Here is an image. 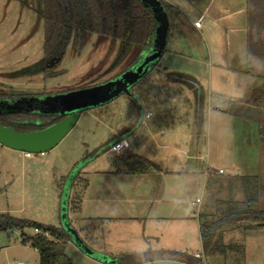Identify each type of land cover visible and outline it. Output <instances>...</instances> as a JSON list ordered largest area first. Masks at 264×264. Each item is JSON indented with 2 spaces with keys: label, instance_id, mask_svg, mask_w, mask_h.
I'll use <instances>...</instances> for the list:
<instances>
[{
  "label": "rangeland",
  "instance_id": "1",
  "mask_svg": "<svg viewBox=\"0 0 264 264\" xmlns=\"http://www.w3.org/2000/svg\"><path fill=\"white\" fill-rule=\"evenodd\" d=\"M39 7L40 0H0L1 93L31 98L76 90L119 74L139 57L142 50L139 44H133L125 52L121 40L89 34L82 50H77L72 42L69 44L58 66L28 71L44 57L45 28ZM236 35L240 36V42L229 39L216 45L207 44L199 36L184 39L182 47L188 54L179 58L177 68L197 69L201 75L199 81L209 89V68L213 66L216 79L217 56L231 63V56L244 50L245 39L241 42V35ZM207 45L211 51L217 50L218 45L217 52L209 55ZM194 54L211 64L192 61L190 57ZM169 56L172 55L165 53L160 67L151 72L149 79L154 92L171 89L169 101L176 111L169 115V126L163 132L139 128L129 139L137 154L149 156L165 170L180 171L162 174V190L158 189L154 175L136 183L134 180L140 176L121 175L114 164L118 152L109 149V142L120 131L133 129L138 122L131 113L129 97L122 94L84 111L75 127L48 152L28 156L25 151L0 143V213L64 226L65 187L70 178L73 182L83 178L88 181L83 209L77 214L69 203L68 219L88 245L107 254L110 260L95 259L75 243L67 247L75 264H128L145 260H151L149 264H169L159 261L160 257L169 255L165 248L197 249L204 219L217 218L226 201L244 199L241 176H262L260 207L264 209V142L260 140L258 123L243 117L231 120L227 113L221 112L228 101L216 92L217 97L210 104L205 99L206 92L201 99L193 83L179 79L176 70H166ZM171 63L175 66V61ZM56 72H59L57 76H49ZM257 73L260 79L247 92L246 99L255 101L253 110L264 112V75ZM230 87L234 93L242 91L238 90L240 84L225 88ZM158 111L155 110V116ZM210 164L217 169L223 167L226 173L207 177L205 171ZM74 186L69 198L74 196ZM162 197L166 202L160 201ZM198 197L203 199L201 204L197 203ZM93 217H107V220L102 226H92ZM234 230L242 232L236 241L244 246V229L222 226L219 231L226 235ZM16 236L20 234L0 235V264H16L15 259L40 264V253L34 248L4 249L14 244ZM186 237H190L189 241ZM223 242L226 243L225 238ZM152 245L154 250L144 251ZM187 253L184 254L189 256Z\"/></svg>",
  "mask_w": 264,
  "mask_h": 264
},
{
  "label": "trees",
  "instance_id": "2",
  "mask_svg": "<svg viewBox=\"0 0 264 264\" xmlns=\"http://www.w3.org/2000/svg\"><path fill=\"white\" fill-rule=\"evenodd\" d=\"M161 3L168 14L174 12L172 6L163 1ZM38 12L44 21L45 58L55 63L53 67L60 64L71 42L77 50H82L89 34L121 40L125 52L133 44H139L142 50L153 45L156 19L152 10L142 0H40ZM248 14V55L252 64L264 66V0H248ZM58 74L59 72L51 73L49 76L55 77ZM145 83L146 77L134 86L133 95L129 97L136 105L138 102H143L147 106H152L154 102L150 89L145 87ZM20 96L0 92V100H11ZM157 110L159 111L155 122L163 114L160 109ZM229 111L238 117L257 122L260 140L264 142V112L262 110L256 112L249 106L231 105ZM254 112L256 113L253 114ZM38 119H42L44 123L38 124ZM61 119L53 115L19 111L0 114V123L26 132L45 128ZM115 164L117 167L124 165L127 171L132 173L161 171V168L153 161L130 151L117 155ZM240 178L244 199L226 201L227 205L219 211V216L212 220L204 219L201 226L204 253L213 255L233 249L239 254L234 264H245V248L243 245L225 244L223 232L219 231L221 227L244 230L264 227V209L260 207L262 176L248 174ZM73 186L75 187L74 196L69 198V203L73 211L78 214L82 211V201L84 192L88 188V181L80 178L79 181L72 182L71 187ZM200 216L205 217L202 214ZM104 222L105 220L100 218L91 219L92 226H102ZM36 228L39 232L35 231ZM2 233L9 235L19 233L23 243L39 251L40 264H75L67 253V245L73 241V236L64 226L44 224L3 212L0 213V235Z\"/></svg>",
  "mask_w": 264,
  "mask_h": 264
},
{
  "label": "crops",
  "instance_id": "3",
  "mask_svg": "<svg viewBox=\"0 0 264 264\" xmlns=\"http://www.w3.org/2000/svg\"><path fill=\"white\" fill-rule=\"evenodd\" d=\"M160 1H163L164 3L172 6V9L174 11L173 13L169 14L170 32L168 35V42L164 55L165 53H169V55L172 56L171 57L169 56V67H166V70L167 69H169V71L176 70V74L177 75L179 74L180 76L179 79H184L188 82L193 83L196 88V91L198 90V93L201 95V99H203L202 95L206 92L205 99L207 100L208 104H210V102H212L214 97L216 96V94H214L215 92L217 93V96L218 95L220 96V98L225 97L226 98L225 100L228 101V106H226L225 109L223 110H221V108L219 107L218 110H221V112L223 111V113H227L230 116L231 120L233 118L238 117L229 111V107L231 105L253 107L255 101L254 102L247 101L246 99L247 92L251 90V88L254 85H256V83L260 79L257 71L261 72L262 75H264V66L254 63L255 67H253L248 55V34H249L248 0H160ZM198 19L202 20V25L200 27L196 26L195 24L196 20ZM236 34L241 35V42L242 40L245 39V41H243L242 43L244 50H241V52H239L238 55L231 56L230 58L231 63H229V61H224L223 59L225 58L222 57L220 58V56H217L218 57L216 64L218 66L217 67L218 69L216 71L217 77L215 79V74H214L215 70L213 69L212 66L211 69L209 68V78H210L209 89L204 88L201 82L199 81L201 75L199 73L200 71H198L197 69L177 68L178 64L180 63L179 58L184 57L185 55L188 54L182 47L183 46L182 41L184 39L192 36L193 37L199 36L201 39L205 40L207 44H209V42H212L214 43V45H216L217 43L224 41L229 42V39H231L234 42H240V36H237ZM245 42H246V46L244 47ZM170 44L172 46H170ZM207 47H208L209 55H213L215 53L214 51L217 52L218 50V45H217V50L214 51H211L209 45H207ZM164 55H162L161 59L157 62V64L146 76L147 82L145 83V87L150 89L151 98L154 104L152 106L150 105L147 106L143 102L142 103L138 102L136 105L132 101V99L129 96H127L129 97L130 100L131 113L135 119L137 118L138 121L137 125L133 129L124 130L122 133L120 131L112 139L120 138V137H127L130 139V134L132 133L135 134L136 132H138L139 128H143V127L152 128L155 132H163L164 128L166 126L167 127L169 126V115L174 110L176 111V108L169 101L171 89L169 88L165 90H159L158 92H154L153 86L149 81L151 72L154 69H158L160 67L159 65H161V60ZM195 55L196 54L190 57L192 61L196 63L211 64L210 61L208 60L206 61V59ZM172 61H175V66H173V64L171 63ZM236 83L241 85V88H238V90L239 91L242 90L241 91L242 95H240L241 93H234V91H232L233 90L232 87L225 88L227 85L229 86V84L235 85ZM156 108L160 109L161 112H163L162 116L157 122L154 121V117L156 118L155 116V110H157ZM142 109H144L145 115L141 120ZM149 112H151V115H148ZM165 121L167 123H165ZM248 121L251 122L252 120H248ZM136 145L140 147V143H136ZM127 151H130L138 156H141L135 152L132 143L131 146L128 149L124 150L123 152H127ZM120 153L121 152L117 153V155H119ZM115 157L113 160L114 164H115ZM145 158L152 161V159H149L150 158L149 156ZM210 165L213 166L212 164ZM158 166L160 167V165ZM160 168H161L160 172L132 173V172H128L127 168L124 165H121L120 167L119 166L117 167V171L121 175H124V173H128L130 175H134L135 177L140 176L137 180L136 179L134 180L136 183L140 182L142 179H147L143 177L154 175L153 177L157 178L156 185L157 187H159L158 189L162 190L161 181H160L162 174L165 175V174H169L170 172L174 173L180 171H177L175 169L165 170L162 167ZM219 168L224 169L223 167H219ZM225 173H226V169H224V172L221 174H225ZM206 176L209 177L212 175H207L206 173ZM120 193L123 198H126L123 191H121ZM160 201L164 203L166 202V199L162 197ZM202 202L203 199L201 203ZM82 209H83V201H82ZM159 210L160 209H158L157 207V211ZM162 216L163 215L161 214L158 215L159 218H162ZM129 217H131V215H128V218ZM97 218L107 220L106 219L107 217H93L91 219H97ZM243 231H245V239H246L244 243L245 264H264V227L251 228ZM240 233H242L240 232V230L226 232V235H223L225 236L224 238L226 240V243L225 242L224 243L227 245H236V244L240 245V243L236 241V240H240L239 239ZM17 234L19 235V233ZM11 236L13 235H9V237ZM15 239L16 240L14 244L7 245V247L4 249L12 248V249L20 250L22 248L24 249H29L30 247L33 248L29 244L23 243L21 236H16ZM186 239L187 241H189L190 237H186ZM200 239H201L200 247H198L193 251H190L189 246L165 248L166 249L165 251H169V255L160 257L159 261H166L169 264H234L235 259L239 256V254L233 249H228L226 253L220 252L213 255H206L203 250L204 246H203L201 229H200ZM71 245L73 246L76 245L74 240L70 241L67 247L68 246L70 247ZM154 249L155 248L152 245L150 248L144 249V251L146 250L149 251ZM185 252L186 253L188 252L189 256L185 255L184 254ZM197 253H203L205 260L197 257L196 256ZM156 260L157 259H153L152 261H156ZM15 261L17 262L16 264H28L26 263L27 262L26 259H15ZM144 263L149 264L151 263V260L138 261L128 264H144Z\"/></svg>",
  "mask_w": 264,
  "mask_h": 264
},
{
  "label": "water",
  "instance_id": "4",
  "mask_svg": "<svg viewBox=\"0 0 264 264\" xmlns=\"http://www.w3.org/2000/svg\"><path fill=\"white\" fill-rule=\"evenodd\" d=\"M154 13L156 19L153 45L143 49L137 60L124 71L104 81L68 92L57 94L37 95L36 97L20 98L16 102L10 99L0 100V114L22 111L16 108L26 99L37 100L47 114L64 115L61 120L42 129L26 132L12 126L0 123V143L25 152L45 153L58 145L75 127L81 114L94 107L106 104L122 94L133 95L134 86L143 80L160 60L165 52L170 30L169 14L160 0H142ZM45 62V61H43ZM33 66L31 69L36 70ZM5 105V106H4ZM7 105V106H6ZM144 109L141 110V120ZM118 138L112 139L110 145ZM70 178L65 187L63 199V224L72 234L74 242L87 254L97 259L109 261L110 258L90 247L71 225L68 219L69 192L72 186Z\"/></svg>",
  "mask_w": 264,
  "mask_h": 264
},
{
  "label": "flooded vegetation",
  "instance_id": "5",
  "mask_svg": "<svg viewBox=\"0 0 264 264\" xmlns=\"http://www.w3.org/2000/svg\"><path fill=\"white\" fill-rule=\"evenodd\" d=\"M43 61H45V62H43ZM34 66L37 67L36 70H39V69L40 70L41 69L46 70V69L54 68L53 66H55V63L52 62L51 60H47L45 58V53H44L43 60L40 61L39 64H36ZM28 71H32V69H30ZM33 71H35V70H33ZM21 98H24V97H21ZM18 99H20V98L19 97L11 98V102H16ZM16 108H18V109L21 108L22 111H19V112L37 113V114H42V115H53V116H57V117H61V118L65 117L64 115L47 114V113L42 112L43 109H45V108L41 104H39L37 102V100H28V99H26L22 103L18 104ZM37 122H38V124H43L44 123L42 119H38Z\"/></svg>",
  "mask_w": 264,
  "mask_h": 264
},
{
  "label": "built area",
  "instance_id": "6",
  "mask_svg": "<svg viewBox=\"0 0 264 264\" xmlns=\"http://www.w3.org/2000/svg\"><path fill=\"white\" fill-rule=\"evenodd\" d=\"M196 26H201L202 25V20L201 19H198L196 20L195 22ZM148 115H151V112L148 113ZM131 146V142L129 140V138L127 137H120L118 139H116L111 145H110V150L114 151V152H123L124 150L128 149L129 147ZM33 153L31 152H27L26 155L28 156H32ZM224 172V169L222 168H215L214 166H211L209 165L207 168H206V173L207 175H216V174H219V173H223ZM197 203H201V198H198L197 199ZM200 211H198L199 213ZM36 232H39V229L36 228L35 229ZM197 257L199 258H202L204 259V254L203 253H197L196 254Z\"/></svg>",
  "mask_w": 264,
  "mask_h": 264
}]
</instances>
